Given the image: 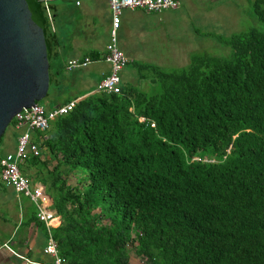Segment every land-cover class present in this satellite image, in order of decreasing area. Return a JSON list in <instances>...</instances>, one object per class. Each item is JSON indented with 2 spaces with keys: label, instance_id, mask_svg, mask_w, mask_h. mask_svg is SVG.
<instances>
[{
  "label": "trees",
  "instance_id": "1",
  "mask_svg": "<svg viewBox=\"0 0 264 264\" xmlns=\"http://www.w3.org/2000/svg\"><path fill=\"white\" fill-rule=\"evenodd\" d=\"M252 14L264 25V0ZM224 42L230 57L138 63L157 91L88 93L33 133L40 154L20 169L52 198L67 264H133L131 251L141 264H264V31Z\"/></svg>",
  "mask_w": 264,
  "mask_h": 264
},
{
  "label": "rangeland",
  "instance_id": "2",
  "mask_svg": "<svg viewBox=\"0 0 264 264\" xmlns=\"http://www.w3.org/2000/svg\"><path fill=\"white\" fill-rule=\"evenodd\" d=\"M252 1L220 0L213 5L198 2L199 6L185 8L183 11L180 9L159 13L145 11L150 13L149 16L143 17L136 28L134 25L133 29H130L126 36L124 35L126 55L131 61L121 71V81L126 84H138L147 93H153L158 90V83L146 81L139 83L136 64L147 62L167 70L187 66L193 54L208 53L219 57H230L231 46L224 40L250 27L264 31V25L252 14ZM108 23V18L104 16L101 20L96 18L93 26L94 43L101 51L106 44L104 36L110 32ZM117 38L119 39V33ZM119 44L121 43L118 40V46ZM66 58L65 50L53 59V63L51 62L49 68L51 84L46 96L38 101L45 110L53 107L56 102L73 96L75 92L90 91L95 86L92 82L101 79V73L107 72L109 68V64L102 60L94 61L81 69L68 71L64 66ZM87 72L90 75L86 76ZM86 77L89 79L86 80ZM18 134V130L8 125L0 141V152H13ZM35 170L36 168L32 169ZM78 180L79 177H71L69 182L74 184ZM130 256L133 264L142 263L140 257L132 251Z\"/></svg>",
  "mask_w": 264,
  "mask_h": 264
},
{
  "label": "crops",
  "instance_id": "3",
  "mask_svg": "<svg viewBox=\"0 0 264 264\" xmlns=\"http://www.w3.org/2000/svg\"><path fill=\"white\" fill-rule=\"evenodd\" d=\"M218 1L220 0H179V6L176 9L167 10L180 9V11H183L185 8H195L199 6V3L205 4L207 2L209 5H213ZM49 11V17L46 15L48 17L46 40L50 46V62L53 63V59H56L61 52L66 50L65 68L66 62L71 58H77L80 61L89 59L88 64L83 67L89 66L94 61L103 60L108 63L105 60V55L109 34L106 33L104 36L106 44H104L102 52L96 48L93 30L96 18L101 20L104 16L108 18V28L111 26V10L108 0H50ZM150 13H145L141 9L124 10L122 12L117 33H119L118 40L121 43L119 48L125 55L124 35L126 36L134 25L136 28L140 23L139 21L143 17H148ZM91 55H100V58L93 61L90 59ZM127 58L129 59L128 56ZM83 67L73 70L66 68V70L74 71ZM109 70L110 65L108 71L102 72L101 75L108 73ZM87 75H90V73L87 72ZM88 79L89 77H86V80ZM100 80L92 82V85L94 83L95 86L90 90L91 92H95L94 90ZM90 91L86 93L75 92L73 96L56 102L50 108L61 105L63 101L80 99L82 96L91 93ZM33 183L41 185L45 192L42 183L39 181ZM47 196L49 200L46 207L51 212L52 217L48 223H45L37 217L38 209L27 195L16 192L0 182V264H49L52 261V256L44 252V247L47 244V228L50 227L51 231L56 228L60 223V216L57 214L56 209L52 207V198L48 194Z\"/></svg>",
  "mask_w": 264,
  "mask_h": 264
},
{
  "label": "built area",
  "instance_id": "4",
  "mask_svg": "<svg viewBox=\"0 0 264 264\" xmlns=\"http://www.w3.org/2000/svg\"><path fill=\"white\" fill-rule=\"evenodd\" d=\"M39 1L49 17L50 0ZM108 3L111 10V26L105 60L109 63L110 70L103 74L95 92L113 94L120 92V73L129 63V59L118 46L117 31L121 23L122 12L141 9L146 12L159 13L167 9H176L179 0H108ZM88 62L89 59L80 61L77 58H71L66 62V68L73 70L87 65ZM77 101L78 99H73L48 110L36 103L20 110L13 117V127L19 131L16 148L13 152L0 153V182L16 192L27 195L38 209L37 217L45 223H48L52 217L51 212L46 207L49 198L41 185L31 184V180L22 173L20 165L31 155L38 156L40 154L39 142L33 139V133L36 130H46L53 119L71 111ZM47 233V244L44 247V252L52 256V261L49 264H67L65 258L58 254L56 240L50 227L47 228Z\"/></svg>",
  "mask_w": 264,
  "mask_h": 264
},
{
  "label": "water",
  "instance_id": "5",
  "mask_svg": "<svg viewBox=\"0 0 264 264\" xmlns=\"http://www.w3.org/2000/svg\"><path fill=\"white\" fill-rule=\"evenodd\" d=\"M41 21L35 0H0V137L51 84Z\"/></svg>",
  "mask_w": 264,
  "mask_h": 264
}]
</instances>
